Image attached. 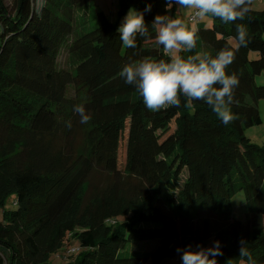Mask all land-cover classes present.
Listing matches in <instances>:
<instances>
[{
	"label": "trees",
	"instance_id": "16d2710c",
	"mask_svg": "<svg viewBox=\"0 0 264 264\" xmlns=\"http://www.w3.org/2000/svg\"><path fill=\"white\" fill-rule=\"evenodd\" d=\"M93 1L42 0L36 12L30 0H13L11 9L0 0V264H163L177 248L211 238L223 252L217 264H247L241 238L264 264V149L244 135L261 124L264 85L255 78L264 73V10L252 8L235 23L210 19L199 26L196 49L182 53L235 52L227 72L239 79L229 106L236 119L225 125L203 101L185 108L183 96L180 107L152 112L119 76L130 61L168 59L151 24L157 14L173 16L175 5L117 1L118 17L135 9L149 26L152 38L137 37L132 49L103 12L76 18ZM237 24L247 29V47H238ZM62 46L72 70L58 68ZM78 104L88 124L73 111ZM241 190L246 217L234 224L251 230H212L208 215L229 220L230 200ZM166 206L202 220L181 247L164 227ZM149 239L159 240L153 253L121 256L129 243ZM69 244L72 259L53 263Z\"/></svg>",
	"mask_w": 264,
	"mask_h": 264
},
{
	"label": "clouds",
	"instance_id": "9594fccd",
	"mask_svg": "<svg viewBox=\"0 0 264 264\" xmlns=\"http://www.w3.org/2000/svg\"><path fill=\"white\" fill-rule=\"evenodd\" d=\"M34 10L39 12L42 0H30ZM253 0H167V9L177 6L175 16L157 14L151 24L155 32V43L162 46L165 59L144 58L126 63L119 73L128 85L135 86L144 105L152 112L181 106V96L185 98L184 107L191 109L193 101H203L225 125L234 122L230 105L234 89L239 85L235 73L228 74V67L235 60V52L226 47L214 57L206 51L183 56L197 47L198 24L208 19H219L224 23L244 20L252 11ZM144 11H151V6ZM120 40L125 48L135 49L137 37L151 39L149 26L145 23L144 13L129 9L120 27ZM238 47H247L249 42L244 24L236 25ZM238 50V49H237ZM73 111L80 117L81 124L91 120L84 105L74 106ZM71 128V121L66 122ZM246 240L239 241V256L247 258V264H256L246 247ZM182 264H217L216 257L222 256L220 241L204 248L197 245L192 249L177 248ZM241 264H245L241 260Z\"/></svg>",
	"mask_w": 264,
	"mask_h": 264
},
{
	"label": "rangeland",
	"instance_id": "374dc122",
	"mask_svg": "<svg viewBox=\"0 0 264 264\" xmlns=\"http://www.w3.org/2000/svg\"><path fill=\"white\" fill-rule=\"evenodd\" d=\"M117 1L118 0H94L92 3L85 5L83 8H81L80 11L77 12L76 18L78 19L81 14H86L87 16H94V13L96 11H101L105 16H107L109 19H111L114 22H118L120 25L126 16L127 12L123 15H120L118 17L117 13ZM6 4L8 5V8H12L13 0H5ZM252 8L255 10H264V0H253ZM178 14L177 6L176 10L174 12V16ZM118 18V20H117ZM210 20V19H208ZM206 20V21H208ZM208 24H210V21H208ZM205 24V25H208ZM252 57H254V53L251 54ZM57 65L58 68L62 69H73L72 62L70 60V57L67 54V49L62 46L58 59H57ZM255 81L258 85H264V73L260 74L255 78ZM257 108L259 111V115L261 117V124L255 125L249 128H246L244 130V135L250 139V141L257 145L258 147H261L264 149V99L259 100L257 102ZM124 149L123 147H120L118 151V167L123 169L124 166ZM163 206V205H162ZM230 206H231V218L229 220H226V218L223 215L218 216H212L208 215L210 224L212 226V230L217 229H225V230H232L235 226L239 228L237 231H241L240 233H244L245 231H250V226L244 225L245 223H242L241 225L234 224V220L239 222H244L247 212V207L245 203V197H244V191L241 190L237 192L230 200ZM10 207V204L7 206V208ZM195 212V211H194ZM164 215L165 218H169L171 220L168 224V226H164L169 232H171L172 238L177 242V245L181 247V244L184 245V241L186 239H192L194 238L193 233H197L201 229L202 220H199L198 218L191 217L189 213L186 212H174L170 207L166 206L164 208ZM173 215V217L170 218V216ZM173 220V221H172ZM173 223V224H172ZM191 229V233H187V227ZM214 233L211 232V235ZM159 240L157 239H149L141 242H131L129 243L125 249L121 252V256L128 257L132 255L133 253H153ZM71 245L69 244L65 250L60 251L57 255L53 256L51 259L53 263H56L58 261L65 262L72 259L71 254L72 252H75V250L71 249ZM192 246V249H196L195 244H190ZM212 246V238L208 240L202 247L207 248ZM181 257L180 254L176 256L172 261H165L163 264H179ZM147 264H151V262H148Z\"/></svg>",
	"mask_w": 264,
	"mask_h": 264
},
{
	"label": "crops",
	"instance_id": "0c3cea01",
	"mask_svg": "<svg viewBox=\"0 0 264 264\" xmlns=\"http://www.w3.org/2000/svg\"><path fill=\"white\" fill-rule=\"evenodd\" d=\"M253 5V4H252ZM175 10H176V5H175ZM175 10H174V12H175ZM174 16V15H173ZM208 21H210V20H208ZM208 21H204V22H201V23H199L198 24V27L199 26H204L205 24H208Z\"/></svg>",
	"mask_w": 264,
	"mask_h": 264
}]
</instances>
